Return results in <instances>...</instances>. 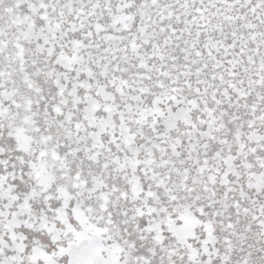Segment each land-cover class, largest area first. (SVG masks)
Listing matches in <instances>:
<instances>
[{"label":"snow or ice","instance_id":"1","mask_svg":"<svg viewBox=\"0 0 264 264\" xmlns=\"http://www.w3.org/2000/svg\"><path fill=\"white\" fill-rule=\"evenodd\" d=\"M0 264H264V0H0Z\"/></svg>","mask_w":264,"mask_h":264}]
</instances>
